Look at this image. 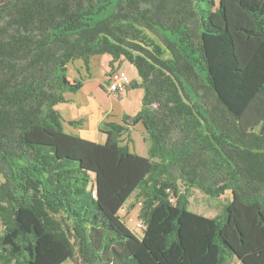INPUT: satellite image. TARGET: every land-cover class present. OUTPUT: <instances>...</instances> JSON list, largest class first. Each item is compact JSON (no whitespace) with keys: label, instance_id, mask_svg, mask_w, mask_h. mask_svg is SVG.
Masks as SVG:
<instances>
[{"label":"trees","instance_id":"16d2710c","mask_svg":"<svg viewBox=\"0 0 264 264\" xmlns=\"http://www.w3.org/2000/svg\"><path fill=\"white\" fill-rule=\"evenodd\" d=\"M99 56L143 90L103 144L56 109L83 86L67 65ZM192 189L230 190L224 215L189 211ZM0 226V264H264V0H0Z\"/></svg>","mask_w":264,"mask_h":264},{"label":"rangeland","instance_id":"374dc122","mask_svg":"<svg viewBox=\"0 0 264 264\" xmlns=\"http://www.w3.org/2000/svg\"><path fill=\"white\" fill-rule=\"evenodd\" d=\"M218 2L219 0H215L216 5L218 4ZM109 60H111V58H106L104 56L94 57L90 62L89 70H87L86 66L81 60L70 62L67 65L66 75L68 80L82 81L83 84L89 87L88 92L82 91L77 96L73 94V100L79 103H85L92 90V96L97 100L99 105L106 110V113L111 114L113 110L114 112L119 111L121 114L134 116L142 107L143 90L141 88H129L123 93H108L107 77L111 72V69L108 66ZM120 71L125 72L129 80V85L138 82L139 77L137 71L128 62H122ZM111 116L109 117V119L113 118V115ZM120 120L121 119H119V121ZM72 128L73 127L69 128L66 124H63V129L67 133L73 131ZM80 128L82 130L84 128L89 129V126H80ZM97 137L96 141L94 142H98L101 144L105 143V135L100 133ZM130 137L132 139V143L128 145L130 151L137 155L146 157L149 148V142L146 139L147 134L140 124L135 125L131 128ZM125 140L127 139L125 138ZM230 200V190H225L224 193L219 197L211 198L209 196H205L197 189H192L187 198V208L189 211L202 215L204 217H222L225 213V206L230 202ZM138 209L139 205L136 204L134 193L127 199L126 203L123 206V209L119 213V216L122 218L127 228L136 237L141 238L142 228L138 227V225L141 224V221L138 218ZM1 230L2 228L0 226V234ZM63 264L81 263L79 261V258L76 256L74 260H67Z\"/></svg>","mask_w":264,"mask_h":264},{"label":"crops","instance_id":"0c3cea01","mask_svg":"<svg viewBox=\"0 0 264 264\" xmlns=\"http://www.w3.org/2000/svg\"><path fill=\"white\" fill-rule=\"evenodd\" d=\"M104 57L111 58L110 56L108 57L104 56ZM123 61L124 60L113 62L111 58V60L108 61V66L111 69V72L120 71V67ZM107 83H108V79H107ZM88 88L89 87L83 84L82 89L77 94H75V96H77L82 91L88 92ZM72 95L73 94H65V98L67 102L58 104L56 106L57 111L60 113L62 117V125L66 124L69 128L73 127L72 128L73 131L69 132V134L79 135L84 139L96 141V137L100 134L99 126L101 125V123L103 122L121 123V120L119 121V119H122V116L124 114H121L119 111L114 112L113 110L111 114L106 113L105 112L106 110L102 106H100L97 100L92 96V90L85 103H79L73 100L74 97H72ZM111 115H113V118L109 119ZM78 120L83 121L82 126L83 127L89 126V129L84 128L82 130L80 127L71 124V122H75Z\"/></svg>","mask_w":264,"mask_h":264},{"label":"built area","instance_id":"2783aa9c","mask_svg":"<svg viewBox=\"0 0 264 264\" xmlns=\"http://www.w3.org/2000/svg\"><path fill=\"white\" fill-rule=\"evenodd\" d=\"M129 85L126 74L122 71H113L108 75V93H122ZM140 228L141 226L138 225Z\"/></svg>","mask_w":264,"mask_h":264}]
</instances>
